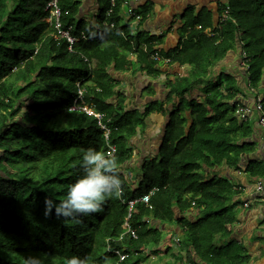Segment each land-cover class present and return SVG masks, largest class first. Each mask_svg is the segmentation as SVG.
<instances>
[{
  "label": "trees",
  "instance_id": "obj_1",
  "mask_svg": "<svg viewBox=\"0 0 264 264\" xmlns=\"http://www.w3.org/2000/svg\"><path fill=\"white\" fill-rule=\"evenodd\" d=\"M50 1L0 0V264H24L29 255L40 256L43 264H66L73 255L87 257L88 264H104L105 258L117 264V251L130 254L123 264H143L144 253L156 252L163 243L157 223L181 227L183 247L177 256H186L189 264H249L244 247L230 239L229 227L237 221L234 187L216 170L237 168L243 156L254 151L249 143L253 129L249 121L235 116L233 78L222 75L215 85L211 67L241 46L250 59L252 87L262 84L264 0H228L229 20L214 37L206 33L211 22L190 16L186 29H201L179 52L161 53L172 62L190 65V73L167 83L172 109L155 103L144 112L127 110V97L115 76L136 65L159 76L160 65L153 59L159 39L139 32L133 39L129 27H121L120 4L107 16L110 0L97 28L75 25L78 4L64 0L63 29L72 27L73 37H87L71 53L69 43L55 39L53 26L43 20ZM83 57L94 66L90 68ZM223 79L231 86L225 91ZM77 83L87 91L86 102L105 116L122 179L121 196L107 199L99 212L78 217L79 223L57 218L54 211L44 215L45 194H54L59 202L67 186L83 174L84 150L108 151L98 120L70 111ZM202 83L209 86L203 102L191 99ZM156 111L169 118L159 155L144 161L139 175H126L123 167L132 158L129 142ZM246 172L264 179L258 163L249 164ZM154 188L158 191L146 205L141 199ZM130 202H135L132 208ZM193 207L200 210L196 222L183 217ZM127 218L137 239L124 229Z\"/></svg>",
  "mask_w": 264,
  "mask_h": 264
},
{
  "label": "crops",
  "instance_id": "obj_2",
  "mask_svg": "<svg viewBox=\"0 0 264 264\" xmlns=\"http://www.w3.org/2000/svg\"><path fill=\"white\" fill-rule=\"evenodd\" d=\"M74 2L78 4L75 25L83 22L87 26L97 28L106 0H74ZM225 6H229L228 0H140L138 4H132L139 13L145 14L137 33L158 38L161 53L179 52L186 39L201 29L200 26L186 29L187 20L192 15H201L204 22H211L206 33L214 37L215 30L221 28L219 20ZM126 16V10L123 9L119 15L121 27L127 25L129 17ZM241 54L240 47L236 46L223 60L212 65L211 78L216 85L220 76L232 77L235 101L253 106L257 96L264 95V80L258 88L249 84V73L242 65ZM131 59L136 61V55L131 56ZM159 65L161 73L157 77L140 71V65H136L133 71L115 76L121 83L119 91L127 97V110L144 112L155 103H161L164 107L172 109L173 105L167 96V83L188 76L191 66L180 65L177 62L159 63ZM222 83V90L225 91L230 83L224 79ZM208 89V84L202 83L192 91L191 99L203 102ZM252 89L254 91H251ZM168 119L165 114L157 111L145 119V125L138 129L136 137L129 142L132 158L123 167L126 175H139L138 170L144 161L159 155ZM255 120L254 118L249 121L253 129L249 143L254 145V151L243 156L237 168L222 167L216 170V174L228 179L235 190L232 202L237 221L229 227L230 239L244 247L250 260L249 264H264V202L255 193L256 182L262 178L251 177L246 172L247 166L253 162L264 168V128ZM246 203L249 204L248 207H245ZM183 217L187 221L196 222L200 217V210L193 207ZM156 226L163 231V243L156 252H145L146 259L151 261V264H189L186 256L183 255L181 259L177 256L183 247L177 245L175 241L184 235L181 227L176 223L171 225L157 223Z\"/></svg>",
  "mask_w": 264,
  "mask_h": 264
},
{
  "label": "built area",
  "instance_id": "obj_3",
  "mask_svg": "<svg viewBox=\"0 0 264 264\" xmlns=\"http://www.w3.org/2000/svg\"><path fill=\"white\" fill-rule=\"evenodd\" d=\"M64 2V0H51L46 8H45V13L46 16L43 19L44 21L48 22L53 26L54 30V38L57 40L65 39L69 43V51L71 53L74 52V47L75 45L80 41V40H87V37L82 34L81 38H75L72 36L71 31L72 27L69 28V30H64L62 26V17L64 15V12L61 8V4ZM140 0H110V9L108 10L107 16H111L114 13V8L117 7L118 4L121 5V11L123 9L126 10V15L129 17V20L127 21V26L129 27L130 31L129 34L130 36L134 39L136 37L137 30L139 26H141L142 22L144 21V16H142L136 9L132 7V4H138ZM228 13L229 11L226 10L222 22L226 21L228 18ZM68 12H66V15ZM126 16V17H127ZM105 26L114 29L115 24L114 23H105ZM121 35L126 37V33L121 30L120 31ZM133 43L134 40H131ZM142 49L146 50L147 45L143 44ZM155 54L153 55L154 61L158 63H164V64H170L172 60L170 58L163 57L160 52V46L158 43H155ZM134 57L135 55H131ZM85 62H87L88 66L92 68L94 66V63L89 61L88 58L83 57ZM249 62L250 59H248V55L246 52L242 53V65L245 70L249 73ZM249 84L251 85V77L249 75ZM252 86V85H251ZM254 89V88H253ZM251 91H254V90ZM86 94L87 91L86 89L82 86V83H77V97L74 101V104L71 106L70 111L71 112H79V113H85L89 117H94L98 120V124L102 131L104 132V139L105 142L107 143L108 146V151L106 155H114L116 156L117 154V147L112 145L110 142V135H111V130L107 123H104L105 116L104 114L98 112L96 110V106L93 104H88L86 102ZM232 106H235V116L240 122H248L251 119H256L255 121L257 124L264 128V95H258L256 98L255 104L252 105H244L242 103L236 102L235 100L232 102ZM158 191L157 188L152 189L148 194H146L141 201L145 203L146 205L150 204V200L152 196ZM255 193H257L261 199L262 202H264V180L260 179L256 182L255 185ZM135 202H130L131 208ZM195 206V204H193ZM249 204L246 203L245 207H248ZM124 229L127 230L128 234H131V236L134 239H137L138 236L134 230L131 229L130 224H129V218L126 219V222L124 224ZM123 238L121 236L120 240ZM177 245H182L181 244V238H177L176 240ZM133 255L138 256L139 253H135L134 251H131ZM116 255L119 257V261L117 264H123L127 259H129L130 254L128 252H121L117 251L115 252Z\"/></svg>",
  "mask_w": 264,
  "mask_h": 264
},
{
  "label": "clouds",
  "instance_id": "obj_4",
  "mask_svg": "<svg viewBox=\"0 0 264 264\" xmlns=\"http://www.w3.org/2000/svg\"><path fill=\"white\" fill-rule=\"evenodd\" d=\"M226 10L229 11L228 18L222 22ZM229 17L230 8L225 6L219 20L220 27L226 24ZM241 52L246 51L241 49ZM81 168L83 174L67 186L66 193L59 202L53 199L54 194H45L46 217L54 211L57 218L63 217L79 223L78 217L99 212L107 199L121 196L122 179L118 172V160L114 155H106L104 151L88 148L83 152ZM109 259L105 258L104 264H109ZM24 264H43V260L40 256L29 255ZM66 264H88V258L73 255L67 259Z\"/></svg>",
  "mask_w": 264,
  "mask_h": 264
},
{
  "label": "rangeland",
  "instance_id": "obj_5",
  "mask_svg": "<svg viewBox=\"0 0 264 264\" xmlns=\"http://www.w3.org/2000/svg\"><path fill=\"white\" fill-rule=\"evenodd\" d=\"M205 91H206V90H205ZM72 98H73V96H71V97H69V98L67 99V102H66L67 105L70 104V102L72 101ZM22 110H23V111H26V107L23 106ZM123 171L125 172V170H123ZM143 264H151V261H149L148 259H146L145 262H144Z\"/></svg>",
  "mask_w": 264,
  "mask_h": 264
}]
</instances>
